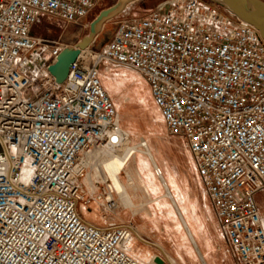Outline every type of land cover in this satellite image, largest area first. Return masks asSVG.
<instances>
[{
    "label": "built area",
    "instance_id": "1",
    "mask_svg": "<svg viewBox=\"0 0 264 264\" xmlns=\"http://www.w3.org/2000/svg\"><path fill=\"white\" fill-rule=\"evenodd\" d=\"M99 1L0 0V264H148L129 251L134 227L100 228L77 210L96 203L105 218L121 207L111 180L84 183L88 155L131 144L102 64L143 77L169 135L190 150L227 251L264 264V39L211 3L166 0L120 20L60 85L49 66L67 46L33 29L45 17L76 24Z\"/></svg>",
    "mask_w": 264,
    "mask_h": 264
},
{
    "label": "rangeland",
    "instance_id": "2",
    "mask_svg": "<svg viewBox=\"0 0 264 264\" xmlns=\"http://www.w3.org/2000/svg\"><path fill=\"white\" fill-rule=\"evenodd\" d=\"M164 1L166 0H133V2L129 3L121 14H119L112 20L105 23L100 35L96 38L95 42L89 47L90 50L92 51L101 50L104 47V45L112 38L113 34L117 29V23L120 20L132 18V17L144 16L148 13V11L154 9L159 3H162ZM202 1L210 3L206 0H202ZM116 2L117 0H100L97 3V5L93 8V10L88 14V16L76 24H67L59 20L45 17L35 25L33 32L37 36L47 38L50 40L59 41L61 44L67 47L75 46L84 37L89 35L90 23L96 18L99 12L103 9H106L114 5ZM130 71L137 73L136 71L128 68L117 67L109 64L106 65L102 64L101 66V77L104 87L111 96L115 104V107L119 112L122 128L128 132V135H130L131 144L129 146H137L140 143V141L143 139L151 147V152L153 154V157H157L155 154V149H159L161 157L179 158L185 162L186 154L183 153L182 138L177 136L174 137L169 136L166 126L164 125L163 127V125L157 122V120L160 119L161 113L151 99L148 84L145 81L133 75ZM138 75L141 76L140 74ZM138 154H139L138 157H143V154L141 152H138L136 156ZM141 161L142 162L140 163V173L143 175L149 174L151 170L149 169V165L148 166L146 165L147 160L142 159ZM101 163H102V159L99 160L98 162H93V163L91 161V163L89 164V166L93 167L92 170L87 169V173H88L87 178H90L91 181L98 180V182L101 183L102 179L100 176H98L97 179H94L96 172L98 170L97 167H100ZM124 176H125L124 173L120 175V179L122 182L125 180ZM191 180L193 182V179ZM102 186L103 185L101 184L99 185V190H101ZM179 187L181 189H184V185L181 183L179 184ZM138 190L141 191L142 196L147 197V194L144 189L142 190L138 189ZM129 195L133 198V200L134 198L136 200L139 199L138 195H132L130 193ZM167 200L169 202L165 203V207L159 208L161 215L159 217L152 218L150 220L151 222L150 225L152 228H154L156 225V227L160 229V227L164 223L168 235H166L164 238L163 233L158 234V232L155 230V232L152 233V237L155 239V241H157V239H160L163 245L166 246V248L169 250L172 249V243H170L168 237H172V240L179 246L178 248L181 251L183 250L182 247L184 241L182 238V233L179 232L177 219L180 218L182 223L185 224L182 218V214L184 218L187 219V217L183 212L182 208L180 207L179 209L177 207V209L175 210L179 216L178 218L176 212L172 207L170 200L169 199ZM147 201L148 200H143L141 202H135V201L134 202L136 204L145 205ZM149 203H151V200H149ZM262 203L264 205L263 200ZM77 210L81 215L86 216L88 219L93 220L95 217L96 218L95 220L97 222L99 221L101 222L102 217L104 218V214H105L104 210L96 203L90 204L88 206L87 205L83 206L82 202H79L77 205ZM180 210L182 211V214ZM89 211H92L94 214L92 215L89 214ZM144 212L146 211L140 210L136 215H133L132 211L124 209L121 206L119 209L116 210L115 213H113V215H115L118 218V221H120V223H122L123 226L131 225L132 227L134 226L138 227L139 225L143 224L142 218ZM168 214L171 215L169 216L170 218L168 217ZM205 216L206 214L204 211L200 210L198 212V218L200 220H203ZM156 222L158 225L156 224ZM211 233L212 232L209 229L203 230L200 237L201 241L215 248L211 250L210 258L205 256V260L207 264H233L234 263L233 258L225 253L226 242L222 241L219 238H216ZM196 241L198 242L199 247L202 248L201 241H199V239L197 238ZM132 245H133V241H132ZM180 245L182 247H180ZM138 257L141 260L143 259L144 263H147L146 262L147 256L145 253L139 255Z\"/></svg>",
    "mask_w": 264,
    "mask_h": 264
},
{
    "label": "crops",
    "instance_id": "3",
    "mask_svg": "<svg viewBox=\"0 0 264 264\" xmlns=\"http://www.w3.org/2000/svg\"><path fill=\"white\" fill-rule=\"evenodd\" d=\"M131 73L136 77L140 78L141 80L145 81L143 77L139 76L137 73ZM157 122L163 125L164 127L165 124L161 115L160 119H158ZM182 142L183 153L186 154L185 162L179 158L161 157L160 153L157 152V149H155V154L157 157H153L154 164L161 169L160 177L154 174L153 165L150 164L149 168L151 172L149 174L143 175L140 173V163L142 162L141 160L147 159V157H138L139 154L136 157L131 158L128 164L126 165L125 170L122 171V173L125 174V180L123 181V183L127 187V191H129V193L132 195L139 196L138 200H136L135 198L133 200V198L131 197L134 205L136 206L137 211H146L143 213V224L139 225L138 227L134 226L135 234L133 238V245L131 242L129 251L138 259L139 255L145 253L147 256L146 262L148 264H151V262L154 261V258L158 256L165 260V264H207L205 256L210 258V252L215 248L201 241L200 237L203 230L209 229L212 232V235L226 242L225 253L233 258V264H237L234 254L227 251L228 244L226 238L224 237V234L221 231L219 219L210 202L209 196L203 185V181L197 174L193 157L183 138ZM129 176H131L136 183H134L133 185H129V179H126L129 178ZM87 177L84 179V183L87 189H90L93 186V181L95 180L88 182ZM191 179H193V182ZM162 181L166 184L167 190H169L172 195L173 202L171 200L170 202L174 211L176 212L173 203H175L179 209L181 207L187 217V219L184 218L182 211L180 210L183 221L185 222L184 224L182 223L176 212L179 218L177 219L179 232L182 233V238L184 241L183 247L180 245V247H182L183 249L181 251L178 248L179 246L172 240V237H168L170 243H172L171 250L167 249L160 239H157V241H155V239L152 237V233H154L155 230L158 232V234L163 233L164 238L166 235H168L164 223L162 224L160 229H157L155 227L152 228L150 225V220L152 218H156L161 215L159 208H164L165 203L169 202L167 199H165L166 197H164L165 189L162 187ZM180 183L184 185V189H181L179 187ZM146 188L149 192V195L147 197L142 196L141 191L138 190H145ZM96 192H99V186L96 188ZM86 194L87 191L85 190L84 195ZM143 200H148V202L145 205L135 203L141 202ZM149 200H151V203H149ZM256 200L259 204L261 214L264 217V205L262 203V200L264 201V194H257ZM123 208L132 211L129 208ZM200 210L204 211L206 214L203 220H200L198 218V212ZM89 214L92 215L94 213L92 211H89ZM132 214L136 215L137 213H133L132 211ZM81 216L86 222L100 228H105L108 226H123L122 223L118 221V218L113 214H109L107 215L108 217L106 216L105 218L102 217L101 222H97L95 220V217L93 220H91L88 219L86 216ZM169 216L171 215L168 214V217ZM185 227L187 228V231ZM196 238L201 241V247L203 248V250L199 247ZM141 261H143V259Z\"/></svg>",
    "mask_w": 264,
    "mask_h": 264
},
{
    "label": "water",
    "instance_id": "4",
    "mask_svg": "<svg viewBox=\"0 0 264 264\" xmlns=\"http://www.w3.org/2000/svg\"><path fill=\"white\" fill-rule=\"evenodd\" d=\"M216 5L241 21L254 26L264 39V0H206ZM133 0H117V2L99 12L90 23L89 35L84 37L75 47H65L57 57V61L49 66V72L62 85L69 76L70 67L78 59L83 50L88 49L100 35L106 22L121 14ZM156 264H165L161 257H155Z\"/></svg>",
    "mask_w": 264,
    "mask_h": 264
},
{
    "label": "bare ground",
    "instance_id": "5",
    "mask_svg": "<svg viewBox=\"0 0 264 264\" xmlns=\"http://www.w3.org/2000/svg\"><path fill=\"white\" fill-rule=\"evenodd\" d=\"M124 131L128 134V132L126 130H124ZM143 141H145V140H143ZM147 147H148L147 150H142L139 148V144L137 146H126L119 154H112V155H108V156L106 155L104 148H99L93 154L88 155L86 161L84 162L85 166H89L91 161L93 163V162H98L99 160L102 159L101 166L97 167L98 168V170H97L98 174L96 172L94 179H97V177L100 176L102 179V182H104V183L107 180H111L113 183V186L117 192V195L119 197L120 206L122 205L123 207L131 209L133 211V213H138L136 206L134 205L132 198L127 191V187L121 181L120 175H121L122 171L125 170V167L128 164V162L130 161V159L135 157L138 152H141L143 154V157L144 156L147 157V159H146L147 162L144 161V162H146L147 166L149 165L148 163L153 165L154 174H156L155 170L161 171V169L157 165L154 164L153 154L151 152V147H149L148 143H147ZM157 152H159V149H157ZM128 179H129V185H133L135 180L131 176H129ZM87 181L90 182L91 181L90 178H87ZM95 182H98V180L93 181L92 185H94ZM139 182H140V180H139ZM161 183H162V187L165 189L164 197H166L167 199L172 201V195L169 192V190H167L166 184L163 181ZM145 192L148 196L149 195L148 189H145ZM173 205H174V208L177 209L176 204L173 203ZM156 224H157V222H156ZM155 227H156V225H155ZM185 229L187 231L186 227H185ZM151 264H156V263L153 261V262H151Z\"/></svg>",
    "mask_w": 264,
    "mask_h": 264
}]
</instances>
